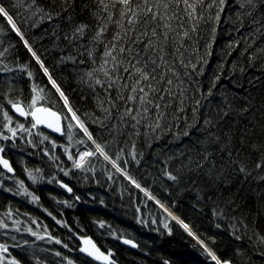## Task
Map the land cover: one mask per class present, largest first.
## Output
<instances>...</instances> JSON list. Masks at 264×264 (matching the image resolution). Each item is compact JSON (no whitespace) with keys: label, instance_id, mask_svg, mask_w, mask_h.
<instances>
[{"label":"trees","instance_id":"1","mask_svg":"<svg viewBox=\"0 0 264 264\" xmlns=\"http://www.w3.org/2000/svg\"><path fill=\"white\" fill-rule=\"evenodd\" d=\"M105 3L110 5L111 0ZM209 3L204 0L197 7L199 18L193 20L185 6H177L174 0H148L147 6L161 13L154 20L151 13L144 14V0H133V7H140L138 22L128 25L125 18L121 29L115 22L107 24L103 42H96L93 37L108 15L98 0H35L34 4L32 0H0L96 142L153 198L98 153L87 158L83 170L74 167L81 152L95 147L75 125L23 41L0 16V51L8 49L0 57V105L13 117L12 126L19 122L30 128L31 119L16 115L7 99L28 104L33 84L55 101L53 110L61 114L62 125H73L71 141L67 129L60 135L40 128L31 136L18 132L15 144L0 140L15 171L10 175L0 167V220L9 226L0 229V243L8 245L4 264L11 259L19 264H68L69 260L96 264L79 253L80 237H91L118 264H215L208 251L154 199L222 261L264 264V166L256 167L264 165V4L240 8L239 0H226L220 12L218 0L211 8ZM120 8L119 4L109 7L113 21L120 19ZM36 9L50 13L51 20H41L43 13ZM249 10L251 15L246 14ZM165 23L171 30L163 27ZM80 24L87 29L82 38H73ZM127 28L133 31L118 47H131L133 56L139 52L160 64L156 51L145 52L149 39L164 50L166 63L156 68V79L145 82L156 89L151 98L162 105L163 119L155 131L147 126L155 121L154 114L136 128L130 117L121 119L129 95L121 82L111 89L95 84L96 77L103 79L94 70L101 64L105 45L116 31L123 36ZM130 38L142 42L132 45ZM5 64L13 69L27 65L33 79L19 71H2ZM88 72H93L92 79ZM120 74L127 75L122 70ZM3 123L0 114V131ZM36 132L50 139L41 142ZM29 139L32 144L27 143ZM165 169L178 180H168ZM28 172L37 178L35 182ZM20 182L31 195L23 194ZM233 225L240 240L232 234ZM121 239L134 241L138 248L121 245Z\"/></svg>","mask_w":264,"mask_h":264},{"label":"snow or ice","instance_id":"2","mask_svg":"<svg viewBox=\"0 0 264 264\" xmlns=\"http://www.w3.org/2000/svg\"><path fill=\"white\" fill-rule=\"evenodd\" d=\"M177 6L180 4H183L185 6V11L187 12L190 19H198L197 14V7L202 6L204 4V0H174ZM32 3H35V0H32ZM98 3L102 6L101 10L103 12L108 13V15L104 18L105 24H102L95 36L93 37V40L96 42H103L102 37L104 36L105 32L107 31V24L115 22L117 25V29L124 28V24L122 21H124L125 18H127V24L133 25L134 23H137L140 16V7L139 5H136L133 7V0H111V4H106L105 0H98ZM217 3V0H211V3L207 5V7L211 8ZM219 3V11L222 12L224 10V5L226 3V0H218ZM264 4V0H239V7L240 8H247L250 7L251 9H254L257 4ZM116 4H119L121 6L120 8V19L113 21V14L109 12V7H115ZM144 4L146 7L143 9L144 14L147 15L151 13L152 19H158L161 16V13L159 11H153V8L150 6H147L148 0H144ZM31 6V5H29ZM168 5L164 4V9L167 11ZM37 12L43 13V15L40 17L41 20L48 19L51 20L52 15L50 13L44 12L43 9H36ZM35 15V12L33 13ZM247 15H251L252 11L249 10ZM175 15V14H174ZM0 16H3L6 18L9 25H11L12 30L16 33L17 36L21 38V40L24 41V45L27 48L28 52L31 53L32 57L36 60V62L40 65V68L43 69V72L46 76H48L49 82L52 84V87L56 89V92L59 94L60 98L63 100V104L65 107H68V100L67 97L64 95L63 91H61L60 87L56 84L55 80L52 79L51 75L49 74L48 69L44 66L43 62L40 60V58L36 55V53L33 51L32 47L28 44L27 40H24L23 33L21 32L20 28L16 25V23L13 20V17L8 13V11L5 9L4 6L0 5ZM216 20L219 21V12L216 15ZM163 27L167 30H171V25L168 23L163 24ZM87 29V25L80 24L75 27L72 36L73 38L79 36L83 37L85 31ZM133 31L132 28H127L124 30L123 36L121 35V32L118 30L114 33L112 40L109 41L108 44L105 45V52L102 57L101 64L98 68H96L94 71L99 72L102 74L103 79L100 77L95 78V84L99 85L101 87H104L107 85L108 89L113 88L118 82H121V87L129 91V95L126 98V107L124 111V115L121 117V119H124L125 117H130L135 123L132 125L133 128H136L137 124L141 122V120H149L150 114H154L156 116L155 121H152L147 126L152 128L153 131L155 129L160 127V121L163 119V116L160 113V109L162 107L161 104L156 103L152 98L151 94L156 91V89L150 84H145L146 81H151L156 79V68L160 67L162 64L166 63L164 60V50L163 48H160L152 39H149L148 42L144 45L145 52L152 50L156 51L159 54V60L160 64L157 63L156 58H150V59H144L141 57L140 53L137 52L135 56L132 55L133 49L131 47H124L120 46L118 47L120 41L124 39L125 36L128 35V32ZM146 35V33L144 34ZM153 37L157 36V33L155 29H153L152 32ZM179 35V33H178ZM185 37L187 36V32L183 34ZM168 36L164 35V40H168ZM183 38V37H181ZM138 38H130V43L132 45H135L136 43H141ZM8 49L5 48L3 51H0V57L4 55L5 52H7ZM179 51V49H177ZM264 51V50H261ZM118 53V54H117ZM127 53V56L124 54ZM88 55L91 57L92 53L91 51L88 52ZM135 61V62H133ZM183 63V61H181ZM149 64L154 65L155 67H152L149 69ZM187 65H185L186 67ZM19 71L22 73H25L27 77L31 80L33 79V74L31 71L28 70L27 65H19L16 69L9 68L7 64L4 65L2 71L5 72H11V71ZM121 70L123 73L127 74L121 75ZM171 71V69H169ZM175 75V73H173ZM89 79L93 78V72L86 73ZM128 80H132V84H128ZM168 85L172 84V80L168 79L167 81ZM31 97L30 102L28 104H25L19 99H7V103L11 106V110L15 112L18 116L23 117L24 119L31 118V126L30 128H26L23 123H16V126L13 127V117L9 115V112L6 110H3L2 105H0V114L3 116L4 123L2 124L3 131H0V140L8 141L12 140L13 144H15V140L19 138L17 136V133H27L28 136L33 135V130L38 129L39 126L43 125L44 127L50 129L52 132L59 133L60 135L66 134L67 129V136L69 141L72 140V132L71 129L73 125L71 123H68L66 125V128L61 123V114L57 111L53 110L55 107V101L52 100L46 93L44 88L39 87L37 84H33L31 88ZM211 95V91L208 93ZM162 100L163 97H160ZM44 103H41V102ZM108 103L111 104V101L109 100ZM199 103V102H198ZM45 104H51L52 107H47ZM129 105H136V107H131ZM153 109L156 111L153 113ZM69 112L72 111V109L68 108ZM105 112H108L109 109H104ZM224 115H227L225 112ZM66 120L67 117H64ZM72 119L76 121V126L80 128V130L84 133L85 136H87L88 140L92 142L93 145H95V149L93 151H84L79 154V159L74 160V167L79 169H84L85 164L88 162L87 158L94 157L97 153L103 157L104 160L110 161L113 163V167H116L117 171H122L115 163V161L112 160L110 155L105 151L104 146L97 143L96 140L93 138L92 134L88 131V128L85 126V124L80 121L79 117L76 116V114L72 113ZM211 121L205 120V124H210ZM8 133V134H5ZM36 135H40L42 137L41 142L44 140H49V136L44 135L43 133L36 132ZM187 135V133H185ZM79 143H84L83 140L78 141ZM27 143L32 144L33 142L29 139ZM54 143V142H53ZM55 146V145H54ZM134 148V146H133ZM67 152L68 150L65 149ZM4 152V148L0 146V153ZM47 155V152L45 153ZM70 160L73 159L71 155L68 157ZM132 158L136 159L135 153L133 152ZM119 159V157H117ZM0 165L7 171V172H13V168L11 167L9 161L5 159L2 155H0ZM264 165L258 163L256 165L257 168H260ZM27 171V170H26ZM241 172H244L245 169L243 167L240 168ZM68 173L65 172V175ZM128 178L131 180L133 184L136 185L137 188L140 187L139 184L136 183L135 180H132L131 177L127 176L126 172H122ZM164 174L168 180L171 181H177L178 177L176 175H173L171 172H168L166 169L164 171ZM29 178L33 180V182L36 181V177L32 175L31 172H28ZM111 179V177H109ZM20 189H23V194L25 195H31V193L27 192V189L24 188V185L22 182L19 184ZM61 187H66L65 185H61ZM143 191V189H141ZM68 191L70 192L71 189L69 188ZM36 197H33V200H35ZM8 215H11L9 213ZM179 223H182L181 221H178ZM59 223V221H58ZM182 226L187 230L188 225L182 224ZM8 224L5 223L3 220H0V229H8ZM167 227V225H165ZM219 227V225H217ZM233 236L236 240H240L241 236L236 235L235 226H232ZM15 231H20L19 228H16ZM31 232V230H28ZM191 234V233H189ZM32 235H35V233H32ZM11 239L15 240V237H11ZM40 239H43V237H40ZM51 239V237H49ZM57 244L61 243L59 240L55 241ZM85 244H92L91 241L86 240L84 241ZM124 243L129 244L132 243L129 240H125ZM261 243H264V237L261 238ZM133 247H135V244H132ZM208 251L207 249H205ZM81 252L87 253L88 256H91L95 259H102L107 262V264H112V262L109 260L108 255H104L99 251V249L96 248L94 244H92L91 250L89 248L82 247L80 248ZM8 253V245L4 243H0V264H4L5 261V254ZM56 255H60V253H56ZM208 255L211 256L212 260L216 262V264H231V261L224 260L222 261L219 259L216 255H214L211 251H208ZM8 264H19V261L15 259H11L8 261ZM68 264H72V261L69 260Z\"/></svg>","mask_w":264,"mask_h":264},{"label":"water","instance_id":"3","mask_svg":"<svg viewBox=\"0 0 264 264\" xmlns=\"http://www.w3.org/2000/svg\"><path fill=\"white\" fill-rule=\"evenodd\" d=\"M24 40H25V38H24ZM43 70V69H42ZM71 108V106L69 105V103H68V107H67V109L68 108ZM72 109V108H71ZM72 113L74 112L73 111V109H72V111H71ZM72 113H70V114H72ZM75 113V112H74ZM76 114V113H75ZM77 116V115H76ZM20 117V116H19ZM78 117V116H77ZM21 118H23V117H21ZM31 119V118H30ZM81 121V120H80ZM38 128H40V129H45V130H47V131H50V132H52L50 129H48V128H46V127H44L43 125H41V126H39ZM52 133H55V134H59V133H56V132H52ZM91 142V141H90ZM92 143V142H91ZM94 147H95V145H94ZM0 155H2L3 157H4V152L3 153H0ZM5 158V157H4ZM5 159H7V158H5ZM8 160V159H7ZM9 161V160H8ZM110 162V161H109ZM9 163H10V165H11V167H12V164H11V162L9 161ZM112 165H113V163L112 162H110ZM0 167L4 170V171H6L3 167H2V165H0ZM13 168V167H12ZM7 172V171H6ZM121 173L123 172V171H120ZM8 174H10V175H14L15 174V171H14V169H13V172H7ZM124 175V174H123ZM125 176V175H124ZM128 176V175H127ZM129 177V176H128ZM132 179V178H131ZM133 180V179H132ZM131 181V180H130ZM137 183V182H136ZM138 184V183H137ZM135 185V184H134ZM66 186V185H65ZM65 188H67V190L69 189L67 186L65 187ZM139 189H143L141 186L139 187ZM143 192H145L147 195H149L150 197H152L148 192H146V190H144L143 189ZM155 200V202H157V204L159 205L160 204V206L162 207V209L163 210H165L168 214H170L171 216H173L177 221H181L176 215H174L171 211H169L166 207H164L158 200H156V199H154ZM182 222V221H181ZM181 225L182 224H184L183 222L182 223H180ZM185 229V228H184ZM186 230V229H185ZM188 233H191L190 235L196 240V241H198L200 244H201V246L204 248V249H207L208 251H210L207 247H206V245L188 228L187 230H186ZM86 240H89V241H91L92 242V244H94L95 246H96V248L97 249H99V251L101 252V253H103L104 255H108L109 253H106V252H104L97 244H96V242L91 238V237H80L79 238V243H80V248H82V247H85V248H89L90 250H91V247H92V244H85L84 243V241H86ZM125 240H128V239H121V241H120V244L121 245H123V246H125V247H127V248H130V249H137L138 248V245L134 242V241H132V240H129V241H131L132 243H129V244H126V243H124V241ZM132 244H135L136 246L135 247H133L132 246ZM80 248H79V253L81 254V255H83L84 257H86V258H88L89 260H91V261H93L94 263H96V264H107V262L106 261H104V260H102V259H95V258H93V257H91V256H88L87 255V253H85V252H81L80 251ZM109 260L112 262V264H118L114 259H113V257H112V255H110L109 256Z\"/></svg>","mask_w":264,"mask_h":264},{"label":"rangeland","instance_id":"4","mask_svg":"<svg viewBox=\"0 0 264 264\" xmlns=\"http://www.w3.org/2000/svg\"><path fill=\"white\" fill-rule=\"evenodd\" d=\"M10 27H11V25H10ZM19 37V36H18ZM20 38V37H19ZM21 39V38H20ZM23 41V40H22ZM23 43H24V41H23ZM68 110V109H67ZM68 112H69V110H68ZM70 113H72V112H69V114ZM17 115V114H16ZM71 115V117H72V114H70ZM30 118V117H29ZM74 121V123H75V125H76V121L75 120H73ZM61 123L63 124V120H62V117H61ZM78 127V126H77ZM79 128V127H78ZM80 129V128H79ZM50 132V131H49ZM55 134V133H54ZM77 159H79V156H78V158ZM115 169H116V167H114ZM120 172V171H119ZM121 173V172H120ZM122 174V173H121ZM123 175V174H122ZM64 185V184H63ZM68 187V186H67ZM65 190H67V188H65V187H63ZM139 189V188H138ZM141 190V189H140ZM68 191V190H67ZM69 192V191H68ZM145 193V192H144ZM146 194V193H145ZM149 196V195H148ZM150 197V196H149ZM150 198H152V197H150ZM153 199V198H152ZM155 201V200H154ZM157 203V202H156ZM159 206H160V204H159ZM164 206V205H163ZM161 207V206H160ZM165 207V206H164ZM165 211V210H164ZM170 211V210H169ZM170 215V214H169ZM171 216V215H170ZM174 220H176L173 216H171ZM177 221V220H176ZM178 222V221H177ZM179 223V222H178ZM180 224V223H179ZM181 225V224H180ZM182 226V225H181ZM183 227V226H182ZM184 228V227H183ZM129 240V239H128ZM5 255H8V253L7 254H5ZM211 261H213L215 264H216V262L214 261V260H212V258H211ZM5 262V261H4Z\"/></svg>","mask_w":264,"mask_h":264},{"label":"flooded vegetation","instance_id":"5","mask_svg":"<svg viewBox=\"0 0 264 264\" xmlns=\"http://www.w3.org/2000/svg\"><path fill=\"white\" fill-rule=\"evenodd\" d=\"M24 119V118H23ZM4 157H5V155H4ZM6 158V157H5Z\"/></svg>","mask_w":264,"mask_h":264},{"label":"bare ground","instance_id":"6","mask_svg":"<svg viewBox=\"0 0 264 264\" xmlns=\"http://www.w3.org/2000/svg\"><path fill=\"white\" fill-rule=\"evenodd\" d=\"M136 186V185H135Z\"/></svg>","mask_w":264,"mask_h":264}]
</instances>
